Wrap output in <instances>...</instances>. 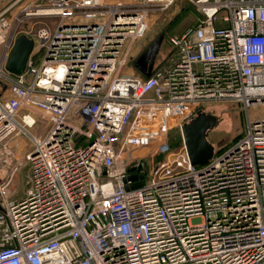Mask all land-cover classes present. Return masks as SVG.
<instances>
[{"label": "built area", "instance_id": "obj_1", "mask_svg": "<svg viewBox=\"0 0 264 264\" xmlns=\"http://www.w3.org/2000/svg\"><path fill=\"white\" fill-rule=\"evenodd\" d=\"M36 1L0 0V264H264V115L204 164L183 142L129 164L207 104L264 105V0H190L196 22L148 77L127 71L132 52L173 0ZM21 34L34 48L14 75ZM18 135L29 148L15 159Z\"/></svg>", "mask_w": 264, "mask_h": 264}, {"label": "rangeland", "instance_id": "obj_2", "mask_svg": "<svg viewBox=\"0 0 264 264\" xmlns=\"http://www.w3.org/2000/svg\"><path fill=\"white\" fill-rule=\"evenodd\" d=\"M37 2L38 0L36 3ZM197 18L198 13L190 0H173L163 11L151 13L148 18L147 31L144 37L135 44L132 52L133 56H138L144 49H146V47H148V45L152 43L154 39H156L158 35L164 33V39L156 59V64L168 61L172 52V47L168 43V38L172 35H177L183 32L186 28L193 25ZM33 22L36 24L34 25V28L41 26L50 27L52 19H33ZM28 25H30V23L26 22L22 29L26 30V26ZM134 70L133 66L129 64L127 71L134 72ZM204 111L214 113L220 120L219 124L207 134L208 142L214 147L223 148L231 144L241 133H244L248 118H253L257 115H264V105H251L249 109L246 110L243 105L239 103L216 102L207 104ZM178 132L182 138L181 131L179 129ZM170 134H167L165 143H171L169 139ZM156 146L157 144H153L150 147L144 146L140 148V151L137 149L139 151L137 152V156L132 155L135 158H130L129 164L133 165L140 160L137 158H141L140 161L144 164V166L146 168H150V166L157 163L160 159H172L174 155L179 152L178 147L167 153L165 144L160 149ZM142 151L143 153H141ZM139 154H142V157L139 156ZM29 188L30 184L27 182L26 171H19L11 185L8 187V191L12 192L14 190L16 196L19 197Z\"/></svg>", "mask_w": 264, "mask_h": 264}, {"label": "water", "instance_id": "obj_3", "mask_svg": "<svg viewBox=\"0 0 264 264\" xmlns=\"http://www.w3.org/2000/svg\"><path fill=\"white\" fill-rule=\"evenodd\" d=\"M163 39L164 33H161L132 62L134 69L142 76L148 77L152 73ZM33 48L34 40L32 38L24 34L19 35L7 59L6 70L14 75L22 74ZM219 121V117L214 113L199 111L181 127L182 142L191 165L204 164L213 156L214 146L208 142L207 134L219 124ZM136 170L141 171L142 166ZM134 171V168L129 169V172ZM137 178L139 181L132 186L135 188L142 184V175L130 174L126 180Z\"/></svg>", "mask_w": 264, "mask_h": 264}, {"label": "crops", "instance_id": "obj_4", "mask_svg": "<svg viewBox=\"0 0 264 264\" xmlns=\"http://www.w3.org/2000/svg\"><path fill=\"white\" fill-rule=\"evenodd\" d=\"M30 130L33 134L38 135L42 132L43 129L41 127L36 126L34 129H30ZM9 144L15 148V152L13 154L15 159H19L20 157H22L29 148V140L26 136H23V135L12 136L9 139ZM20 171H23V172L26 171V173L28 174L27 166L24 165L20 169Z\"/></svg>", "mask_w": 264, "mask_h": 264}, {"label": "trees", "instance_id": "obj_5", "mask_svg": "<svg viewBox=\"0 0 264 264\" xmlns=\"http://www.w3.org/2000/svg\"><path fill=\"white\" fill-rule=\"evenodd\" d=\"M168 133L169 134L171 133L170 137H169L171 143H168V142L166 143L167 144V153L175 150L177 147L179 148L182 145V138L180 137V133L178 132V129H172ZM229 145H227L223 148H227Z\"/></svg>", "mask_w": 264, "mask_h": 264}]
</instances>
